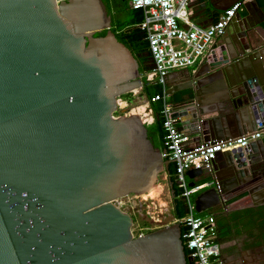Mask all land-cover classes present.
Wrapping results in <instances>:
<instances>
[{
  "label": "water",
  "instance_id": "water-1",
  "mask_svg": "<svg viewBox=\"0 0 264 264\" xmlns=\"http://www.w3.org/2000/svg\"><path fill=\"white\" fill-rule=\"evenodd\" d=\"M127 6L0 0V264L187 263L171 162L138 63L111 32ZM232 29L229 46L174 72L182 86L166 82L168 94L187 92L173 116L194 146L264 123V28L237 12ZM220 154L212 168L221 192L197 195V213L227 190H258L250 184L264 165L263 139Z\"/></svg>",
  "mask_w": 264,
  "mask_h": 264
},
{
  "label": "built area",
  "instance_id": "built-area-1",
  "mask_svg": "<svg viewBox=\"0 0 264 264\" xmlns=\"http://www.w3.org/2000/svg\"><path fill=\"white\" fill-rule=\"evenodd\" d=\"M249 1L236 0L218 15L213 24L204 27L192 18V0H129L131 8L143 12L139 28L145 32L153 65L150 72L141 73V80L162 86L161 93L152 101L161 102L164 150L168 161L174 164L175 182L187 208L186 216L178 221L183 229L181 240L195 264H222L216 242L214 211L224 209L226 198L221 195L219 206L202 213L195 211L194 198L210 188L220 194L212 162L220 153L245 149L251 142L262 139L264 123L258 122L253 132L242 137H228L189 147V138L180 132L178 118L173 116L175 105L169 100L165 79L173 71L194 69L199 65L216 40L223 37L236 13L241 12ZM191 169H202L207 180L189 187L191 180L186 177V172Z\"/></svg>",
  "mask_w": 264,
  "mask_h": 264
},
{
  "label": "flooded vegetation",
  "instance_id": "flooded-vegetation-1",
  "mask_svg": "<svg viewBox=\"0 0 264 264\" xmlns=\"http://www.w3.org/2000/svg\"><path fill=\"white\" fill-rule=\"evenodd\" d=\"M257 12L262 13V8H259ZM240 15L247 19L249 26L264 24L255 11H251L249 15L242 11ZM232 21L224 32V39L229 38L230 40V37L234 36ZM186 93L183 92L180 97ZM256 188L258 189L256 195H250V202L246 204L248 210L251 209L253 213L255 212L251 229L237 228V222L232 219L227 204L223 210L214 211L216 242L219 246V260L222 264H264V165L260 167L256 183L250 184L252 192ZM254 197L255 201H253Z\"/></svg>",
  "mask_w": 264,
  "mask_h": 264
},
{
  "label": "trees",
  "instance_id": "trees-1",
  "mask_svg": "<svg viewBox=\"0 0 264 264\" xmlns=\"http://www.w3.org/2000/svg\"><path fill=\"white\" fill-rule=\"evenodd\" d=\"M219 12H215V17L217 18ZM143 20V12L140 9H133L130 6L128 0V6L126 12L121 20V22L116 25L114 28L111 29V32L115 35L116 39L122 43L128 50L132 53L133 57L138 63L139 72H150L153 69L151 56L148 49V43L146 41L145 32H143L139 28V24ZM216 20V19H215ZM264 25V24H263ZM142 86L147 94V97L150 101L152 106V110L155 116L157 129L164 147V129L162 126V116L160 114L161 111V102L160 101H152V98L160 94L162 91V86L158 83H149L145 80H142ZM180 96H172L170 102H178L180 100ZM170 176H171V183L174 189V197H175V206H176V213H177V220H181L187 214V208L184 202V199L180 196L181 190L177 187L175 182V175H174V164H170L169 166ZM207 180V177L204 179L195 178L192 181L195 183L203 182ZM190 181V182H192ZM181 228V233H182ZM184 253L187 260L186 264H195L194 260L190 258L189 251L184 247Z\"/></svg>",
  "mask_w": 264,
  "mask_h": 264
},
{
  "label": "crops",
  "instance_id": "crops-1",
  "mask_svg": "<svg viewBox=\"0 0 264 264\" xmlns=\"http://www.w3.org/2000/svg\"><path fill=\"white\" fill-rule=\"evenodd\" d=\"M235 1L236 0H192V2L190 4V10L192 12V18L194 19V21L197 24H199L201 26H204V27L210 26L211 24L214 23V21L216 19L215 15H214L215 12H219V13L222 12V11L216 9V7L223 8L229 3L233 4ZM256 2H257L258 8H262V13L257 12V10L254 9L253 7H252V9H250V12L255 11V14L260 16L261 20H263V22H264V0H256ZM242 11L248 15L250 13L246 10L245 7ZM262 28H264V25H262ZM258 34H259V37L261 39V43H264V29H263V31L258 29ZM224 44H227V46L230 45L229 38L224 39L223 37H221V38L217 39L216 42L214 43V47L212 46L213 49H211L209 54L212 51H215L217 53L218 47L220 45L223 46ZM174 72H177V71L171 72V74H170L171 76L166 81L170 87H173V88H171L172 90L174 88L180 87L184 84L182 81L183 78L178 73H174ZM167 89H168V86H167ZM181 94H183V92L169 94L170 95L169 100H171L172 96H174V95L181 96ZM179 98L181 99V97H179ZM171 103L174 104L173 102H171ZM215 112H218V110L215 109ZM262 139L264 140V137ZM193 146H194L193 144L189 145V147H193ZM217 158L220 161L222 158V155L219 154L217 156ZM253 195H256V192L253 193ZM225 198H226V204H227V205L226 204L225 205L227 206L229 213L232 215V219H235V222H237V225H236L237 228H242L244 230L251 229V227L253 225L252 218L253 217L255 218V215H254L255 212L253 213L251 209L248 210V208H246V204L248 202H250V196H248L247 194H243V193L240 194V191H238V190L230 189V190H227V192H225ZM253 201H255V197L253 198ZM223 208H225V207H223ZM249 211H250V214H248Z\"/></svg>",
  "mask_w": 264,
  "mask_h": 264
}]
</instances>
